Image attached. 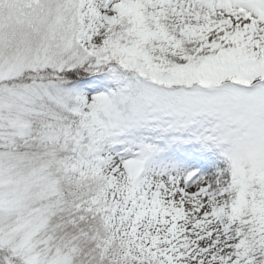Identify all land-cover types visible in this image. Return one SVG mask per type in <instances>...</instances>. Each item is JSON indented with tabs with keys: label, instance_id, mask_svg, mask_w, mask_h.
I'll use <instances>...</instances> for the list:
<instances>
[{
	"label": "snow or ice",
	"instance_id": "6c2138e0",
	"mask_svg": "<svg viewBox=\"0 0 264 264\" xmlns=\"http://www.w3.org/2000/svg\"><path fill=\"white\" fill-rule=\"evenodd\" d=\"M0 264H264V0H0Z\"/></svg>",
	"mask_w": 264,
	"mask_h": 264
}]
</instances>
